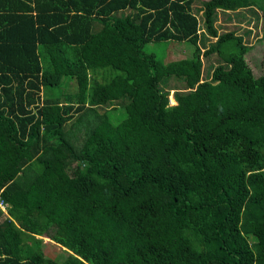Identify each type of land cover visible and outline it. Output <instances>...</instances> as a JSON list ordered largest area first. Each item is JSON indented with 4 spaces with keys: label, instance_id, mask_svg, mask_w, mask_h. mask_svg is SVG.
<instances>
[{
    "label": "trees",
    "instance_id": "1",
    "mask_svg": "<svg viewBox=\"0 0 264 264\" xmlns=\"http://www.w3.org/2000/svg\"><path fill=\"white\" fill-rule=\"evenodd\" d=\"M260 1L0 0V264H264Z\"/></svg>",
    "mask_w": 264,
    "mask_h": 264
},
{
    "label": "rangeland",
    "instance_id": "2",
    "mask_svg": "<svg viewBox=\"0 0 264 264\" xmlns=\"http://www.w3.org/2000/svg\"><path fill=\"white\" fill-rule=\"evenodd\" d=\"M263 2H261V5L264 6ZM195 6H197V8H200L202 6L200 3V0H196ZM199 13H200L199 15L202 14L201 12ZM241 14H243L245 17L240 16ZM241 14L239 12L232 13V14L230 13L229 15L231 16V18L229 20H226L227 13L219 12L216 26L220 31H223V32L233 31L234 33H236V35L243 37L244 43L246 45L252 46V47L256 46L260 39H264V28H263L264 23L262 21V11L259 8L255 7L249 10L241 11ZM209 42L206 43V47L210 45ZM211 42H213V40ZM263 45H264V42H263ZM152 46L157 51L165 52L164 46H167V44L157 45L155 43H152V44H149L147 48L152 47ZM251 51L252 52H249V54L247 55V58H248L249 64L253 68V71L256 73V75L259 76V74L262 72L264 67H262L263 68L262 69L260 67V64L258 62H255V58L258 54V51L257 50H251ZM262 51L263 49H260L259 53ZM192 52H193V47L191 45L186 46L184 43H174V45L172 44L171 46L168 47L167 52H166L167 58H165L164 61H166V63H169L172 61H178L186 57H189L192 54ZM202 59H203L204 66H205V71L203 72V79L207 78L209 66L217 67L219 64H222L221 60H219L217 56H213L209 59L202 57ZM170 88H179L181 90L183 87L174 78H172L170 81ZM173 93H174L173 91L170 92L169 98L172 99L173 103H175V97ZM43 94L47 96L46 91L45 92L42 91V95ZM122 111L125 112L123 108L121 109V112ZM71 124L70 123L68 124V128L76 127V126H71ZM74 166L75 165H73V167ZM68 173L72 175L73 171L71 169H68ZM4 216L7 217L8 215L4 213ZM42 238L44 239V244H45L43 249L47 257L54 259L60 252L64 250L60 245L58 246L53 241H51L50 237H48L47 235L46 236L44 235V237Z\"/></svg>",
    "mask_w": 264,
    "mask_h": 264
},
{
    "label": "built area",
    "instance_id": "3",
    "mask_svg": "<svg viewBox=\"0 0 264 264\" xmlns=\"http://www.w3.org/2000/svg\"><path fill=\"white\" fill-rule=\"evenodd\" d=\"M172 104H174L173 101H172ZM0 208H2L5 211V207L2 205L1 201H0Z\"/></svg>",
    "mask_w": 264,
    "mask_h": 264
},
{
    "label": "clouds",
    "instance_id": "4",
    "mask_svg": "<svg viewBox=\"0 0 264 264\" xmlns=\"http://www.w3.org/2000/svg\"><path fill=\"white\" fill-rule=\"evenodd\" d=\"M170 103H171L172 106H176L177 105V102L176 101H175L176 104L175 103L172 104V99H171ZM4 212L6 213V210Z\"/></svg>",
    "mask_w": 264,
    "mask_h": 264
},
{
    "label": "crops",
    "instance_id": "5",
    "mask_svg": "<svg viewBox=\"0 0 264 264\" xmlns=\"http://www.w3.org/2000/svg\"><path fill=\"white\" fill-rule=\"evenodd\" d=\"M6 215H8V213H5Z\"/></svg>",
    "mask_w": 264,
    "mask_h": 264
}]
</instances>
